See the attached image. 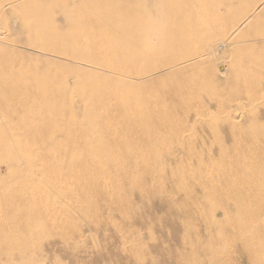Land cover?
Instances as JSON below:
<instances>
[{"label": "rangeland", "instance_id": "1", "mask_svg": "<svg viewBox=\"0 0 264 264\" xmlns=\"http://www.w3.org/2000/svg\"><path fill=\"white\" fill-rule=\"evenodd\" d=\"M81 1L41 0L66 6V17L50 20L31 10L29 18L48 21L64 34L73 24L82 31L89 21L77 15ZM90 1L93 9L108 13L99 26L116 28L107 32L112 39L101 43L111 42L115 50L101 55L97 47L93 60L76 53L73 58L63 55L72 51L73 41L62 45V54L51 57L47 53L55 51L51 49L55 41L45 40L46 54L40 55L43 49L25 42L34 37L37 25H22L19 12L13 10L5 16L11 22L7 30L0 17L4 43L0 49L16 55L11 63L8 56L0 58L4 67L0 93L5 90L8 97L0 98V122L25 141L28 161H19L20 166L29 169L30 179L38 178L30 188L23 181L9 187L4 179L8 175L14 179L15 166L8 170L14 160L0 161V194L6 195L0 199V264H264V142L249 138L254 126L264 122L263 111L256 110L264 104V95L259 96L264 88L249 102L250 89L238 86L245 77L237 51L217 49L218 55L208 54V40L196 46L202 56L195 72L160 70V60L177 58L170 48H162L161 58L138 62V45L141 50L147 46L160 51L158 32L170 33L185 21L163 20L162 28V12L172 20L175 5H190L191 0ZM235 1L198 4L203 10L216 8L223 17L264 10V0H242V8L230 7ZM135 3L139 9H130ZM199 5L194 8L204 14L202 18L209 16ZM117 17V23H111ZM133 20L145 21L136 28ZM221 26L232 25L224 20ZM109 59H118V71L125 75L155 65L154 82L124 77L128 83L153 88L131 92L132 102H124L121 83L109 87L100 77L118 78L115 70L103 65ZM46 64H59L66 71L72 66L89 68L92 74L83 72L80 82L66 71L48 75L50 89L46 85L41 89L34 77L47 81V74L31 68ZM84 89L89 92L86 98ZM42 99L47 102L41 104ZM27 102L34 106L27 107ZM89 113L95 128L88 131L81 120ZM232 145L234 152L218 151ZM33 148L39 149L37 153ZM209 150L213 153H202ZM37 173H42L41 179Z\"/></svg>", "mask_w": 264, "mask_h": 264}, {"label": "bare ground", "instance_id": "2", "mask_svg": "<svg viewBox=\"0 0 264 264\" xmlns=\"http://www.w3.org/2000/svg\"><path fill=\"white\" fill-rule=\"evenodd\" d=\"M190 2H191L190 5H188V4L185 6L175 5V10H173L172 14H170L171 16H173V17H171L172 20L170 19L169 16L167 17V15L163 16L162 15L163 12H162V14L160 15L161 16L160 20H159L160 22H162V26H163V20H170L173 23L178 22L179 24H180L181 18H185V21L183 24H181V26L179 28H176L172 31L170 30V33H168V32L165 33V31H163L164 29L158 32L159 34H158V36L156 35V37H158L157 39L160 40V42L162 43V46H163V47H161L160 51L156 52L155 50L148 48L147 46L144 47L143 50H141L142 48H140V46L138 45V47H137L138 52L135 51V55L137 56L138 62L140 61V58L153 57L155 55H159V57L161 58L160 55L163 53L162 48H170L172 51V54H175V53L177 54L176 55L177 58L175 57L176 59H174V60L170 59L169 61L160 60V63H161V66L159 67L160 70L161 69L163 70V68H164V69L169 70L170 72H175V73H177L179 71L195 72L198 69L197 64L199 63V61H200L199 59L202 56L201 51H199V48L196 47V46H198L197 45L198 43L205 41V40H208L207 42H208V45L210 46L209 47L210 53L208 52V54H213L215 52V50L217 52V49H223L224 51H227V50L234 48L237 51V55L242 59L241 75L243 77H245L244 79H241L239 81L238 86H244L245 88L247 87L250 89V93H248L249 98L247 96V98L250 102V100H252V98H254V97H257L258 94L262 91V88H264V10L259 11L260 10L259 9L258 10L259 12H253L249 16L247 14L241 15V13L239 14L238 12H234V13L229 12L226 17H223L222 14L215 11L216 8H214V7H212V10H207V8H206L207 11L203 10L204 6L202 5V3H201L202 7H201V5L198 4L200 2V0H191ZM203 3H205V1ZM192 4H194V6ZM243 4H245L244 1L236 0L235 3H233L230 7L242 8ZM263 4H264V2H263ZM93 5L94 4L90 0H82L79 3V6H78L79 9L77 11V15L82 16V18L85 21H89L88 28H84V29H82V31H77L75 29L77 27L73 24V25L69 26L70 29L68 30L67 33L64 34V33H60L58 31V29L48 21L46 23H43V22L37 23L32 19V17L29 18V16H30L29 12H31V10L43 13L50 20L51 19H53V20L54 19H60V17H66V9L64 8L66 6L60 7L54 2H52L50 4H44L43 2H41V0H8L5 2H3V1L0 2L1 24L4 26V28H6V29L9 28L11 22L5 16L11 14L13 10L14 11L17 10L19 12V16L21 18V24L22 25H24V26L28 25V24L31 25L33 23V25L38 26V31L34 33V37L30 38L28 40L25 39V42L27 44L31 45L32 47L35 46V47H39V48L43 49V45H44L45 40L55 41L54 46L51 47V49L55 50V51L47 53L49 56L53 57L54 55H57L60 53L62 54L61 50L62 51L64 50L62 48V45L64 43H67L68 41H73V45H75V46L72 48V51L69 53L64 51L63 55L71 56V58H73V55H76V54L77 55H83V56L85 55V56H87L93 60L92 50L94 49V52L97 53V47H99V49H101L100 51H98V52L102 51L101 55L102 54L109 55L110 53H112L115 50V48L111 42L107 41L104 44H101V43H102V41H106L108 39L110 41V39H112V38H107V35H108L107 32L108 31H114L116 29L115 26H113V25H111V27L106 26L103 28L99 26L101 23V20L104 18L103 16L107 15L108 13H106V12L103 13V11H98L97 9H93ZM196 5H197V7L199 5L202 8V10L204 11V13L206 12L205 14H208L210 17L205 16L202 18V16L204 14L201 13L202 15H200L198 13V11L194 8V7H196ZM261 5H262V3H261ZM129 8L137 10V9H139V4L135 3V6H132ZM222 10H223V8H222ZM156 11L159 12L158 10H156ZM25 15H28V16L25 17ZM149 15H148V17H149ZM157 15H159V14L157 13ZM154 17H157V16H154ZM119 18L117 17V18L113 19L111 23L116 24L117 20ZM187 19H189V21ZM224 20H227L232 26L228 27V28L225 26L224 27L221 26V23ZM144 21L133 20V23H134L135 27L137 28V27L141 26L142 24H144ZM15 22L16 21H13V23H15ZM165 22L166 21H164V23ZM166 24H168V22ZM150 25H152V24H150ZM211 26L215 27V30L211 29ZM162 28H164V26ZM151 30H152V28H151ZM149 32H151V31H149ZM153 32H154V30H153ZM42 33L49 34L51 36H49L47 38V36H42L41 35ZM0 44H4V43L0 40ZM98 45H100V46H98ZM132 48H134V47H132ZM120 51H121V48H120ZM38 52L40 55L46 54V51H44V49L40 50ZM217 53H219V52H217ZM215 55H218V54H215ZM215 55H213V56H215ZM223 55H226V53ZM5 56H8V62L9 63L13 62L16 59V55H14L13 53H11V54L6 53L0 49V58H4ZM232 58H234V57H232ZM237 61L238 60L235 59V63ZM75 62H77V61L74 60V63ZM232 62H233V60H232ZM80 63H78V64H80ZM238 63H240V60ZM118 64H120V61H118V59H115V60L109 59L103 63V65H105L107 68L115 70L114 73L117 75L118 78L114 77L113 78L114 81H112V79L109 76L100 75V77H103L104 84H106V86L109 85V87H111V84H115L117 82H119L118 84L121 83V85H120V86H122L121 89L124 90V92H123L124 96L122 97L124 102H127V103L132 102L131 92H135L137 90L147 91V90H150L151 88H153L152 84H148V83L145 85H140V86L139 85L136 86L135 84L128 83L127 80H124V77H129L131 80L130 82L146 83L150 80H151V82H154V79L156 78V76H154L155 75L154 73L157 69V67H155V65L152 67V69L144 70L141 73H132L131 75H127V74L125 75L122 72L118 71V68H117ZM200 64H202V63H200ZM73 65H75V64H73ZM80 65H82V64H80ZM83 66H84V64H83ZM3 68L4 67L2 66V63L0 61V69H3ZM56 68H58V70H56ZM80 68H82V69H80ZM83 68L84 67L72 66L71 69L68 68V70L66 71L59 64H52V65L46 64L45 66H42V68L37 66V65H34L31 69L33 70L34 73L43 69V71H44L43 74H47V76L44 77V79H46L47 81H38V78L36 76L34 77L36 80V83L42 89L45 85H46V87L49 88V85L51 84V83H49V81L47 79L48 75H54L55 76L56 73L61 74L62 71L69 72L70 74L73 73L74 76L77 77L76 80H79L78 82H80L82 75L85 74L83 72L91 70L89 68L88 69H83ZM86 74L91 75L92 71H89ZM246 74H247V76H246ZM206 76H208V74ZM0 77H2V74H0ZM210 78L211 77H209V79ZM0 80H1V78H0ZM248 81H251L252 84H249ZM28 84H29L28 86H32L31 82ZM63 84L66 85V83H64V82H63ZM52 86H53V84H52ZM226 86H227V84H226ZM99 87H100V85H99ZM214 88H213V90H215ZM225 89L227 90V88H225ZM249 89H248V91H249ZM217 90H218V88H217ZM51 93H52V91H51ZM244 93L245 92H243V94ZM82 94L86 98V97H88L89 92L86 89H84ZM263 95L264 94H262V93L259 94V96H263ZM222 96H224V95H222ZM0 98H4L5 101L8 100L7 91L2 90V93H0ZM188 101H189V99L187 100V102ZM227 101L228 100H226L225 102H227ZM40 102H41V104H45L47 101L42 99V100H40ZM97 102L100 105H102L100 100H97ZM26 105H27V107L34 106L33 103L28 104V102ZM222 108H223V106H222ZM229 109H232V108H229ZM240 109L241 108H239V110ZM235 110H238V109L236 108ZM256 110L257 111L261 110V111H263L262 113L264 114V104L259 105ZM249 114H250V112H249ZM242 116H243L242 114L239 116L240 119H243ZM81 122L83 123V125H85L87 127L88 131L90 129L94 130V128H95L94 119L90 113H89V117L86 120L82 119ZM7 127H8V125H7ZM37 128L38 127H35V129L32 130L31 135L35 136V134L37 132ZM250 128H251V126H250ZM246 129H245V131H246ZM9 130H10V128L7 129L6 124L4 125L3 123L0 122V137H4V139L0 141V155H1L0 161H4V159H6V157L13 158L14 164L8 166V170L13 168V166H15V168H16L15 171L13 172V174L11 173V176L14 179H12L8 175V177L5 178L4 180L7 181V183L9 184V187H13L16 185V182L19 183L21 181H23V185L25 187H29V188L33 187L36 183L35 179L37 177L35 179H33L35 182L32 179H30L29 169H27V171H28L27 172L25 170V168H22L20 166V163H19V161L21 162L23 160L28 161V160H25L27 158V156L25 154L29 153V151H27L23 147L25 141H23L21 138H19L18 133H14L11 130H10L11 131L10 132ZM236 132L237 131H233L234 134ZM243 132L244 131H242V133ZM244 135H245V132H244ZM250 136H251L252 141L255 143L264 142V122L263 121L257 123L254 126L252 135L249 134V138H250ZM235 137H237V136H235ZM95 138H97V137H95ZM241 138H242V136L239 137V139H241ZM263 146H264V144H263ZM37 150H39V149L38 148L32 149V151H34L35 153H37ZM235 150H236L235 146H233V145L230 146L229 148H226V147L224 149L218 148V151H224L225 153H229L232 151L234 152ZM238 150H241V149H238ZM202 153L203 154L204 153L212 154L213 152L211 150H209L206 152L203 151ZM243 160H244V158H243ZM76 161H79V160L77 159V160H74L71 162H73V164H74V163H76ZM61 162L64 163L66 161L61 160ZM96 162L97 161H93V163H96ZM5 163H7V162L5 161ZM24 163L26 164V162H24ZM29 163H31V161H29ZM236 163L239 167L241 166V163H242L241 156L237 157ZM34 164L36 165L35 160H34ZM35 165H34V167H35ZM59 165H58V167H59ZM64 165H63V168L66 167ZM22 166L28 167V164L25 166L23 164ZM239 170H240L239 172H241L243 169H239ZM58 171H61V170H58ZM32 173H33V171H32ZM41 174L42 173H39L38 175H41ZM62 174H63V172H62ZM246 174H248V173H246ZM28 175H29V177H28ZM63 176H64V174L60 177H63ZM243 176L241 175L240 178L242 179ZM43 177H45V176H43ZM41 178H42V175L39 179H41ZM243 179H245V177ZM44 180H46V179L44 178ZM230 181H231V179H230ZM42 183H43V180H42ZM5 196H6L5 193H1L0 199L5 197ZM45 209H47L46 211H49L47 207Z\"/></svg>", "mask_w": 264, "mask_h": 264}]
</instances>
